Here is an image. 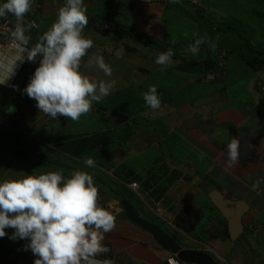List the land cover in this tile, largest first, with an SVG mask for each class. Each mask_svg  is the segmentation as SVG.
I'll use <instances>...</instances> for the list:
<instances>
[{
	"label": "crops",
	"instance_id": "0c3cea01",
	"mask_svg": "<svg viewBox=\"0 0 264 264\" xmlns=\"http://www.w3.org/2000/svg\"><path fill=\"white\" fill-rule=\"evenodd\" d=\"M99 1L84 0L87 13L104 21L109 20L104 17L111 12L104 7L109 2ZM226 1L133 0L125 10L126 14L133 16L131 22L122 17L123 13L113 12L112 21L142 36L143 43L135 36L116 32L102 34L85 29V36L94 41L89 56L93 53L102 55L113 72L111 77H105L98 69L85 67L88 57L81 64V71L96 80H115L116 86L99 103L94 102L92 110L76 123L64 117L52 119L38 111L35 100L22 94L39 60L23 63L9 81V85H17L19 90L0 85V162L3 165L14 163L20 176L27 171L1 149L2 143L17 135L42 139L59 134L112 130L120 142L100 147V156L111 165L131 167L145 181H154L151 186L140 185L141 192L136 193L139 200H135V205L141 209V217H147L146 214L155 216L154 207L161 202L173 219L172 226L160 219L166 227H170V231L179 220L184 233L195 234L200 223L204 219L209 220L212 214L208 194L221 192L246 207L242 218L243 232L234 241L243 239L246 251L252 255L248 257L250 263L253 257L259 258L258 253L264 254V74L253 72L238 56L220 50L217 45H213L210 56L222 64L225 74L216 83L224 82L230 69L245 68L251 71V75L246 80L244 97L243 93L235 95L233 92L236 89L219 87L213 91L204 86L205 78L186 73L183 74L188 77L182 76V72L177 70L180 58L193 56L187 49L192 44V38L200 33L199 26L189 18L188 7H205L207 12L214 13L221 11ZM229 1L243 4L245 0ZM42 3L40 18L50 22L47 30L55 21L64 0H42ZM115 4L126 5L127 2L117 0ZM38 31L39 34L44 32L40 23ZM160 45L171 47L181 56L177 59L172 57V64L162 68L155 63ZM229 48L232 50L231 46ZM170 71L179 73L174 80L180 85L173 91L169 88L171 77L153 82V78L160 77L159 74ZM145 85L146 89L142 87ZM151 86L157 88L160 108L145 112L129 110L128 100L147 105L143 94ZM134 91L141 98L135 97ZM118 100L121 104H117ZM9 105L14 106V112L7 111ZM99 105L108 109L106 115L98 109ZM233 118H236V123ZM173 136L178 138L174 145ZM233 138L241 142V155L236 164L228 166L227 144ZM132 160H137V165ZM102 171L108 176L111 186L118 185L110 194L107 185L94 181L99 187L101 205L112 212L118 204L111 196L116 195L123 183L113 174V169ZM172 172H177L179 177L167 192L151 195L158 186H163L166 178H172ZM4 178L6 176L2 180ZM257 182L258 186L253 190ZM192 216L198 217L195 224L190 223ZM133 228L119 217L114 231L105 234L104 244L111 246L110 257L114 264H163L165 261L179 264L176 258L158 248L153 239L150 241V237L146 238L147 242L137 239L136 228ZM17 241L25 243L24 240ZM16 259L12 260L10 249L0 255L1 264H23L20 263L21 257ZM35 259H29L24 264H34ZM98 259L108 258L102 254Z\"/></svg>",
	"mask_w": 264,
	"mask_h": 264
},
{
	"label": "clouds",
	"instance_id": "9594fccd",
	"mask_svg": "<svg viewBox=\"0 0 264 264\" xmlns=\"http://www.w3.org/2000/svg\"><path fill=\"white\" fill-rule=\"evenodd\" d=\"M34 3H0V20L4 21L0 25V85L19 90L9 81L23 63L39 60L22 94L35 100L38 111L52 119L78 121L116 86L115 80H96L83 73L84 58L88 57L85 67L98 69L105 77H111L113 69L102 55L89 56L94 41L84 34L89 22L84 0H64L55 21L35 42L31 32L38 25L25 18ZM204 43H210L207 34L195 39L187 50L196 55ZM173 55L171 47L158 52L155 63L167 67ZM143 98L153 110L160 108L155 86ZM7 111L14 112V106L9 105ZM240 155L241 142L233 138L227 144L228 166L236 164ZM84 163L95 167L91 157ZM257 186L258 182L253 190ZM100 199L93 176L79 169L68 176L59 169L6 179L0 182V238L7 235L6 229H13L11 240H28L24 249L36 257L34 264H114L111 259H98L110 251L104 244L105 234L116 227L115 215Z\"/></svg>",
	"mask_w": 264,
	"mask_h": 264
},
{
	"label": "trees",
	"instance_id": "16d2710c",
	"mask_svg": "<svg viewBox=\"0 0 264 264\" xmlns=\"http://www.w3.org/2000/svg\"><path fill=\"white\" fill-rule=\"evenodd\" d=\"M3 2H6V0H0V3ZM226 2L227 4L225 3L221 7V11H215L214 13L207 12L202 7H188L189 18L200 28V33L192 38V44L195 39L205 34H207L210 43L202 44L198 54L190 58H180L177 70L191 76L198 77L202 75L201 77L203 78H206L210 74L220 76L218 80L222 76L224 77L225 68L222 67V64L218 60L210 56L211 52H213V45H217L220 50L238 56L253 72L264 74V0H245L243 4L230 3L229 0ZM187 11L184 10V12ZM87 16L89 22L85 29L98 31L102 34L116 32L124 36H135L140 43L144 42L142 36L135 35L134 31L120 26L112 20L104 21L98 16ZM30 17L37 22L40 18L39 16H31L29 13H27L25 18L28 20ZM31 35L33 42H35L40 34L38 30L32 29ZM229 46L232 47V50ZM159 47H161L159 49L160 52L168 49L163 45ZM180 56V53L174 52V58L177 59ZM98 109L103 112V115H106L108 112V109L102 105H99ZM106 119L108 120V118ZM115 137L116 134L112 130L59 134L46 136L42 139L17 135L2 143L1 149L8 153L12 159L22 164L32 174L38 175L51 170H59L60 167L63 168L65 176L70 175L73 170L77 169L87 171L93 176L94 181L107 185L110 194L113 192L114 186L118 185L114 184V186H111L112 183H109L108 176L102 170L110 171L113 169V174L123 183L120 185L118 191H116V195L111 196L114 197L113 199L118 204L117 209L121 210L116 220L122 217L131 227H136L126 219L120 201L123 199L129 200L140 214L142 212L141 209L135 205V200H139L138 196L128 185L137 182L145 187L151 186L154 181L151 179L145 181L131 167L126 165H111L105 161V157L100 156V147L113 144ZM88 157L94 159L95 167L89 168L84 163ZM72 164L77 165V167ZM171 175L172 178H166V184L158 186L154 192H151V195L155 193L156 195H164L170 185L179 177L177 172H172ZM211 211L214 216L211 214L210 219L207 220L203 236L217 242L229 241L230 235L227 220L213 205ZM146 216L142 218L147 221H150L148 219L152 218L154 222H150L163 229L161 225L157 224V222H161L159 218L147 214ZM175 225L176 229H173V233L169 234V236L179 244V240L183 238L179 232L181 230L180 221L177 220ZM198 239H201V237H198ZM157 247L160 248L158 245ZM103 257L111 259L110 253L104 254Z\"/></svg>",
	"mask_w": 264,
	"mask_h": 264
},
{
	"label": "rangeland",
	"instance_id": "374dc122",
	"mask_svg": "<svg viewBox=\"0 0 264 264\" xmlns=\"http://www.w3.org/2000/svg\"><path fill=\"white\" fill-rule=\"evenodd\" d=\"M103 1L104 0H100L99 3L103 2ZM107 1L109 2V4L107 3V5L104 7L107 9L108 12L109 11H111V12L109 14H105L104 17H106V19L112 20L114 18L113 12H118V13H121V15H122V13L124 14V16H122V17L125 20L127 19L130 22L133 20V16L129 15L128 13L126 14V11H125V10H127V7L129 6L131 1H133V0H119L122 2H127L126 5H116L115 2L117 0H107ZM112 1H113V3H112ZM98 7H102V6L98 5ZM203 8H205V7H203ZM87 15L94 16V15L88 14V13H87ZM38 22L40 23V27L44 31L47 28L48 23H50V22H48V20H43L41 18L38 19ZM177 74H179V73H176L175 71H170L167 73H161V74H159L160 77L153 78L154 79L153 82H159L165 78L171 77L170 82L172 84L169 86V88L171 87V90L173 91L174 88H176L180 85L179 81L175 82V80H174V77ZM250 75H251V71L248 72V70L245 68L239 69V70L230 69L228 72V76L226 77L224 82H221V83L217 82L216 83V81L210 82V81H207L204 79L206 81L204 86L207 88H210L213 91H215L216 89H219V87H225L227 90L236 89V91L233 93L238 96V93L241 94L245 91L244 87L247 85L246 80ZM182 76L188 77L185 74H183ZM199 76L201 77L202 75H199ZM238 80H239V83H237ZM146 86L147 85L142 86V87L144 89H146ZM134 96L137 98H141V95L135 91H134ZM243 97H244V93H243ZM116 102H117V104H121V100H118ZM128 103L129 104L127 107L129 110L135 109L136 111H144L145 112V111H148L151 109V107H149L148 105L143 106V105H139L137 103L134 104L130 100H128ZM231 103L232 102H230L229 104H231ZM116 106H119V105H116ZM232 120L236 123V118H233ZM91 121H92V119L90 120V122ZM73 122L76 123L77 121H73ZM75 128L77 129V126ZM172 139H173L172 145H174V143L176 141H178V138L173 136ZM118 142H120V138L118 136H116L115 137V143H118ZM137 162H138L137 160H132V163L134 165H137ZM3 164L4 163L0 162V182H3L6 179H19V178H22L24 175L28 174L27 171H24L22 176H20L17 167L15 165H13L14 163L13 164L6 163L5 165H3ZM73 166L77 167V165H73ZM59 169H63V168L60 167ZM29 174H32V173L29 172ZM3 176H6V178H4L2 180ZM110 182L111 181H109V183ZM148 220L154 222V220L152 218H149ZM157 224L161 225L167 233H170V230H169L170 227H166L165 226L166 224L163 225V223H161L160 221L157 222ZM206 224H207V220L204 219L202 224L198 227L195 235L198 237H201V246H203V244H204L205 246H207V248L211 249L210 254L213 255V257L215 258V260L219 264H263L262 261H264V254H260V253H258L260 255L259 258L253 257V261L250 263V261L248 260V257L251 258L252 255L250 254V252L246 251L245 245L243 244V239H239L236 242L231 241V239L229 241H226V242H217V241H212V240L208 239L206 236L204 237L203 236L204 235L203 228L205 227ZM133 229H135V228H133ZM5 231H6L7 235L3 238H0V255H2V252H4V251L6 252L7 250L10 249V256L12 257V260L15 261V260H17L16 258L21 257L22 260L20 261V263H23V264L27 260L35 258V256L32 254L30 249L29 250L24 249V245L29 242L28 240H24L25 243L20 244L19 241H17V240L13 241L9 238L13 234V231H14L13 229H6ZM135 231H136L137 239H139V240L141 239V240L147 242L146 238L150 237L149 240L152 239L151 236H149L148 234H145L146 236H148V237H146L143 234V232H141L138 229H135ZM150 241H152V240H150ZM154 244H155V242H154ZM179 245L185 249L191 248L190 245L185 244L184 242H179ZM262 253H264V250L262 251ZM246 258H247V261H246ZM258 259H261V260H258ZM1 262L2 261L0 260V264H1Z\"/></svg>",
	"mask_w": 264,
	"mask_h": 264
},
{
	"label": "water",
	"instance_id": "95a60500",
	"mask_svg": "<svg viewBox=\"0 0 264 264\" xmlns=\"http://www.w3.org/2000/svg\"><path fill=\"white\" fill-rule=\"evenodd\" d=\"M208 197L213 206L227 220L230 239L232 241L236 240L244 229L242 218L246 207L243 208L242 204L230 200L218 191H212L208 194ZM120 204L128 221L148 233L162 250L175 256L182 263L217 264L210 255L202 251L182 248L158 225L143 219L129 200L123 199Z\"/></svg>",
	"mask_w": 264,
	"mask_h": 264
},
{
	"label": "built area",
	"instance_id": "2783aa9c",
	"mask_svg": "<svg viewBox=\"0 0 264 264\" xmlns=\"http://www.w3.org/2000/svg\"><path fill=\"white\" fill-rule=\"evenodd\" d=\"M42 7H43L42 0H35V3L32 5V8L30 10V15L40 17V14H41L40 12L42 11ZM28 20L34 21L38 25V28H39V23L35 19L30 17ZM3 23H4V21L0 20V25H2ZM38 28H34L33 30H38ZM219 77L220 76H217L215 74H210L205 79L207 81L214 82V81H217ZM128 187L135 193H138L140 190V186L137 182L131 183L130 185H128ZM112 212L115 215V217L117 218L120 211H119V209L114 208L112 210ZM154 214L156 217L164 220L167 224H170V225L173 224L172 216H170V214L165 210V208H163L162 204H160V203L156 204V206L154 208ZM106 247H108L110 249V251L108 252V253H110L112 251L111 246H106ZM108 253H106V254H108Z\"/></svg>",
	"mask_w": 264,
	"mask_h": 264
},
{
	"label": "flooded vegetation",
	"instance_id": "af4514ba",
	"mask_svg": "<svg viewBox=\"0 0 264 264\" xmlns=\"http://www.w3.org/2000/svg\"><path fill=\"white\" fill-rule=\"evenodd\" d=\"M219 212V211H218ZM220 213V212H219ZM221 214V213H220ZM192 218H193V220H191L190 221V223H192V224H195L197 221H198V217H196V216H192ZM181 224V223H180ZM201 224V223H200ZM199 224V225H200ZM163 225H165V224H163ZM162 227V226H161ZM136 229H138V230H140L141 232H143V234H148V233H146V232H144L143 230H141L140 228H138V227H135ZM175 229H176V227H175ZM182 230H184V229H182L181 228V230H179V232H180V234H182L181 236H183V238L182 239H180L179 240V242H184L185 244H188V245H190L191 246V248H188V249H193V250H198V251H202V252H204V253H206V254H208V255H210L213 259H214V261L217 263V264H219L216 260H215V258L213 257V255L212 254H210V252H211V249H209V248H207V246H205L204 244H203V246H201V239H198V236H196L195 234H196V231H195V234H193V233H188V232H186V233H184ZM203 230H204V228H203ZM166 232V231H165ZM183 232V233H182ZM167 233V232H166ZM173 233V230L172 231H170V233H167L168 235L169 234H172ZM149 235V234H148ZM150 236V235H149ZM152 238V237H151ZM153 239V238H152ZM154 240V239H153ZM195 241L197 242V244L196 245H194L195 244ZM154 242H155V240H154ZM194 243V244H193ZM185 249V248H184ZM166 252V251H165ZM168 253V252H167ZM168 254H170V253H168ZM171 255V254H170ZM176 258V257H175ZM178 263L179 264H183V263H181V262H179L178 261ZM163 264H170V262L169 261H165V262H163Z\"/></svg>",
	"mask_w": 264,
	"mask_h": 264
}]
</instances>
